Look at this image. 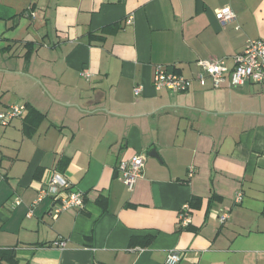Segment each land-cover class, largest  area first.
<instances>
[{"label": "crops", "instance_id": "0c3cea01", "mask_svg": "<svg viewBox=\"0 0 264 264\" xmlns=\"http://www.w3.org/2000/svg\"><path fill=\"white\" fill-rule=\"evenodd\" d=\"M256 38L264 0H0V112L26 106L0 124L1 263L264 264V88L203 86L196 65L232 67ZM157 65L191 86L157 90ZM136 154L129 190L118 165ZM56 174L84 206L53 217Z\"/></svg>", "mask_w": 264, "mask_h": 264}, {"label": "built area", "instance_id": "2783aa9c", "mask_svg": "<svg viewBox=\"0 0 264 264\" xmlns=\"http://www.w3.org/2000/svg\"><path fill=\"white\" fill-rule=\"evenodd\" d=\"M216 17L218 21L225 26L228 22L235 19V13L229 5L222 7L217 11ZM133 16H129L127 23H132ZM229 57L225 58H209L199 59L196 65L199 67L198 79L205 86L207 79H211L213 86L219 88L223 82L229 79L231 85L242 86L247 82H255L264 86V38L249 39L242 52L232 56L233 66L227 64ZM191 79L184 75L170 70L165 65H157L155 67L153 84L157 90L163 88L184 91L191 86ZM141 86H136L134 93L138 95ZM25 104H12L7 110L0 112V124L8 125L13 118L23 114ZM146 156L144 154H136L128 160L120 161L118 170L122 174V178L129 190H133L137 180L143 175L145 168ZM192 172V171H191ZM69 182L60 174L53 176L49 183L48 189H43L41 195L52 194L59 205L53 213V217H57L62 211L71 208H81L84 206V194L79 190L61 191L68 188ZM243 199V193L238 191L235 196V202L240 203ZM21 200L16 198L13 205L20 204ZM230 218V212L224 211L219 220L225 223ZM180 225L187 227L191 223V208L188 204L184 205L180 212ZM66 242H60V246H65ZM182 259V255L177 250H171L166 264H177Z\"/></svg>", "mask_w": 264, "mask_h": 264}, {"label": "trees", "instance_id": "16d2710c", "mask_svg": "<svg viewBox=\"0 0 264 264\" xmlns=\"http://www.w3.org/2000/svg\"><path fill=\"white\" fill-rule=\"evenodd\" d=\"M182 228H184V227H182ZM187 228H189V226L185 227V229H187ZM4 259H6L8 261L11 260L12 262H14V254H13V252L11 250H9V249L8 250H2L1 251V257H0V264H2L1 261L4 260Z\"/></svg>", "mask_w": 264, "mask_h": 264}, {"label": "water", "instance_id": "95a60500", "mask_svg": "<svg viewBox=\"0 0 264 264\" xmlns=\"http://www.w3.org/2000/svg\"><path fill=\"white\" fill-rule=\"evenodd\" d=\"M153 152H155V150H153Z\"/></svg>", "mask_w": 264, "mask_h": 264}, {"label": "rangeland", "instance_id": "374dc122", "mask_svg": "<svg viewBox=\"0 0 264 264\" xmlns=\"http://www.w3.org/2000/svg\"><path fill=\"white\" fill-rule=\"evenodd\" d=\"M263 88H264V86H263Z\"/></svg>", "mask_w": 264, "mask_h": 264}]
</instances>
